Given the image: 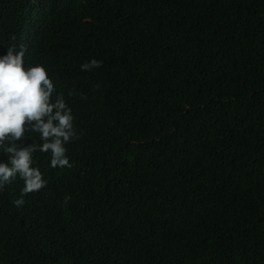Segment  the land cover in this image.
Returning <instances> with one entry per match:
<instances>
[{
  "label": "trees",
  "instance_id": "trees-1",
  "mask_svg": "<svg viewBox=\"0 0 264 264\" xmlns=\"http://www.w3.org/2000/svg\"><path fill=\"white\" fill-rule=\"evenodd\" d=\"M10 46L79 139L0 189V264H264V0H0Z\"/></svg>",
  "mask_w": 264,
  "mask_h": 264
},
{
  "label": "clouds",
  "instance_id": "clouds-1",
  "mask_svg": "<svg viewBox=\"0 0 264 264\" xmlns=\"http://www.w3.org/2000/svg\"><path fill=\"white\" fill-rule=\"evenodd\" d=\"M25 52V48L17 51L10 46L0 56V149L9 157L7 163L0 162V189L17 178L23 181L21 197L15 200L17 207L25 203L24 196L47 185L43 173L33 166V154H48L52 168H70L66 145L79 139L64 96L57 94L53 100L54 82L40 64L25 68ZM98 67L101 61L92 59L83 63L81 70ZM26 132L37 134L40 143L18 144ZM64 199L67 202L71 198Z\"/></svg>",
  "mask_w": 264,
  "mask_h": 264
}]
</instances>
